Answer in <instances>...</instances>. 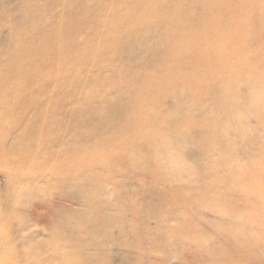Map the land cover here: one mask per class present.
Here are the masks:
<instances>
[{
  "label": "rangeland",
  "instance_id": "obj_1",
  "mask_svg": "<svg viewBox=\"0 0 264 264\" xmlns=\"http://www.w3.org/2000/svg\"><path fill=\"white\" fill-rule=\"evenodd\" d=\"M113 1L0 0L1 70L11 66L22 43L43 48V56L49 52L43 45L37 46L39 40L48 37L33 33L37 19L43 16L56 26L63 11L80 21H114L118 13L105 11ZM183 4L174 22L169 23L170 16L159 11L160 18L152 17L148 25L127 32L120 44L101 49L100 62H86L87 69L73 85L65 80L76 70L75 63H79L76 60L81 52L76 43L85 46L92 40L93 28L77 30L69 36V42L53 41L54 47L67 49V59L61 60L60 67L53 66L58 70L36 75L30 87L24 86L26 95L33 96L32 101L27 104V96L17 101L4 95L7 97L0 104V154L20 163L18 168H12L0 161V264H264L262 222L255 226L259 247L225 242L222 244L226 250L216 261L209 252V239L198 247L184 242L178 233L184 203L183 194L177 191L180 182L165 180L167 186L164 181L159 182L154 153L163 142L183 154L195 173V179L190 181L206 193L214 187L222 188L228 179L218 160L220 155L236 159L235 164L243 170L245 165L258 161L264 140V118L256 113L248 119L249 135L235 137L241 127L237 123L245 120L244 111H240L253 101L252 90L257 89L260 80L254 77L264 73L262 37L252 43L259 49L251 67L252 78L239 76L229 85L236 94L240 122L226 116L219 84H210L201 101L184 103L190 95L175 84L160 87L153 83L152 78L168 75L164 62L171 58L173 43L192 39L197 23L204 21V1L184 0ZM167 7L170 9V4ZM250 24L258 27L260 23L254 20ZM201 39H192L187 45L181 74L189 64L202 58V51L211 44L212 33L207 30ZM232 55L236 56V52ZM203 64L199 71L208 72L205 76L215 73L216 63ZM3 87L0 84V90ZM148 90L162 96L154 95L152 101L142 103L144 116L132 121L133 97ZM86 92L92 95L90 99ZM206 119L214 125L227 123L226 127L219 126L216 139L211 140H215L212 147L206 144L211 126L201 124ZM143 122L146 130L156 132L155 139L148 136L149 141L143 134L137 135L135 129L139 126L143 130ZM124 128L127 132H121ZM257 184L264 187V180ZM91 189L101 198L92 197ZM188 190L189 201H202L190 187ZM241 195L240 190L229 197L235 209L243 211L248 201ZM252 204L253 209L246 211L252 216L254 212L264 215L263 208ZM227 214L202 211L201 217L214 230L230 220V213ZM102 216L116 217V223L93 226ZM132 219L134 224L135 219L140 220L136 230L125 225ZM242 224L243 230L248 231L249 225Z\"/></svg>",
  "mask_w": 264,
  "mask_h": 264
},
{
  "label": "bare ground",
  "instance_id": "obj_2",
  "mask_svg": "<svg viewBox=\"0 0 264 264\" xmlns=\"http://www.w3.org/2000/svg\"><path fill=\"white\" fill-rule=\"evenodd\" d=\"M64 1L68 0H62V2ZM202 1H204V7L202 8L205 10L204 21L197 23V31L191 36V38L194 40L201 39L204 37L205 32L209 30L213 37L210 46L206 45L202 51V58L189 64L184 69L185 73L181 74L180 66L182 64V58L188 53L187 45L193 40L190 38L185 41L183 40L182 42L176 40L173 43L174 51L171 54V58L164 62L168 69V75L161 78H152L154 80L153 83L160 87L175 84L179 90L190 95L187 100L183 101L184 103L201 101L202 96L208 91L207 87L210 84H219L223 92L219 95V98L224 104V112L226 113V116L228 114L232 117L233 121L240 122L239 113L243 111V114L245 113V120L237 123V125L241 127L238 126V133L235 135L237 139H241L243 136L249 135V116H255L256 113L257 117H260L262 120L264 118V73H260L254 77L255 80H260L257 82V89L252 90V94H254L253 101L246 105L239 113L236 112V109L238 108L236 99H234L236 94L232 92L229 85H232L233 82L239 80V76H248L250 78V75H252L251 67L254 66L255 59L259 55V49L254 48L252 43L257 37H262L264 42V0ZM183 3L184 0H114L110 5L111 7L105 9V11H115V13H118V17L114 21H107L103 18H82L80 21L78 17L61 11L60 24L53 26L42 16V18H39V20L37 19L34 22L32 31L37 35L44 34L46 37L48 36L44 41L39 40V45L37 46L40 47L43 45L49 50V52L43 56V53L45 52L42 50L43 48L28 46L22 43V46L16 55V59L14 58L15 60L6 71L1 70L3 69V65L0 63V84L1 87L4 86L2 90H0V104L3 102L2 99L7 97L4 96L5 94L10 95V98L8 99H11L12 97L17 101L25 99L27 95L23 90L24 86L30 87L33 84L32 78L34 76H41L43 75L42 73L59 69L56 67H60V64L62 63L61 60L67 59V49L64 51V48L54 47L53 41L69 42V36H74L77 30L85 27L93 28L94 37L92 40L87 41L85 46L76 43L81 52L76 60V62L79 63H75L76 70L72 71L70 78L65 80L69 85H73L78 82L76 79H80L83 71L85 72L87 69L88 61L100 62L99 54L101 49H104L111 44H120L122 37L127 32L138 31L141 27L148 25L152 17L157 16L160 18V15L158 14L159 11H163L170 16L171 20L169 23L174 22L176 20V13L185 5ZM169 4L170 9L167 7ZM171 4H176V7H171ZM85 16L86 13L84 17ZM254 20L259 21L260 24L258 27H253L252 24H250V22ZM64 34H67V38L64 37ZM233 51L236 52V56L232 55ZM203 62H207L209 66H213L211 63H216L217 68L216 70H213L215 72L213 75L210 74L205 76L208 72L204 73V70L199 71L201 70L200 66L204 67ZM85 63L86 65H84ZM239 63H241V66ZM55 65L56 67H53ZM41 66L43 67V71H41ZM62 70L63 69L61 68V71ZM66 75L67 72L65 73V76ZM11 89L13 90L11 91ZM87 94L89 97L88 99H90L92 95L86 92V95ZM140 94L141 95L133 97V105L135 108L131 118L132 121H137L141 116H144L143 107L141 106L142 103L147 104L148 101H152L154 95L162 96L154 90H148ZM27 97L28 98L26 99L29 101L26 103L28 104L32 101L33 96L28 95ZM257 111H260L259 115L257 114ZM186 122L189 123V121ZM135 123L134 126H137ZM212 123L213 122L208 119L201 122L204 126H211L210 128L208 127L210 136L208 142L206 141V144L209 147L214 145L215 140L213 142L211 140L216 139L215 135L216 131H219V126L223 128L224 125L225 127L227 125L225 122L216 125ZM142 125H144L143 130L139 126H137L138 129L134 128L138 131L137 135L141 133L146 139L148 136L155 139L157 136L156 132L152 131L150 128L146 130L144 122ZM125 130L126 128L122 129L121 132ZM125 132H127V130ZM260 144L262 147L260 153L262 154L258 156V161L245 165L243 170L235 164L236 159L231 160V158L226 155L219 156L218 160H220V165L224 168L223 172L228 174V179L222 188H219L218 186L209 191L211 192V195H207L209 192L205 193L204 189L202 190L201 187L199 189V185L195 187L193 185L194 182L190 181V179H195V173L191 170L193 168H190L187 164L183 154L176 150L177 147L164 142L157 145L159 149L158 152L156 151L154 153V160L158 161L159 168H157L156 171L160 176L159 182L164 181V185L167 186V181L165 180H168L171 183L178 180L181 185L180 187H177V191L183 194L182 198L184 200L182 205L183 211H180L182 214L181 222L178 225L179 236L182 237L184 242L192 243L196 247L200 245L202 246V244L205 243L204 240L209 239V242L211 241L212 244L209 252L212 259L215 261L218 258H221L223 252L226 250L225 245L222 243L226 242L228 244L240 245L246 248H257L260 246L255 226L260 222H262V226H264V215L258 216V214L254 212V216H252L253 213L246 211L247 209H253L252 207L250 208V204L252 203H254L252 204L253 206L256 207L259 205L258 207H260V209L263 208L264 210V205L262 203L264 199V187L260 186L261 184H257L258 180H264V140L261 141ZM13 158L15 157L13 156ZM0 161L4 165L12 168H18L20 163L19 161L12 159V157L2 158L1 154ZM223 162H225L224 165ZM217 163L219 162L217 161ZM22 165L23 163H21V166ZM55 171L56 170L54 169V172ZM229 176H231L232 179L229 180ZM180 179H186L187 181L183 182L184 180ZM244 182L247 183L243 185ZM86 183L87 185L89 184L88 181H86ZM189 187L192 189L193 193L202 197V201L199 203H196L194 200L189 201V199H191V192L188 190ZM240 190L242 191L241 197L248 201V204L243 211L236 210V205L233 202V199L230 198L234 193L239 192ZM215 194L217 197H215ZM90 195L92 197L96 195L99 198L102 196L93 190ZM222 197L224 198L222 199ZM131 206L133 209V203ZM202 211L220 212L225 216H227V212H229L230 220L225 221L223 226L211 230L208 228L207 222L204 218L202 219L201 217ZM102 217L103 219L98 218L95 220L93 226H99L101 223L105 224L106 222H111V224L116 223V217ZM139 221V219H135L136 224H134L132 219L127 221L125 225L131 230H136ZM242 223L249 225L248 231L243 230L245 225ZM121 225L125 228L123 224ZM140 231L141 230H139V232Z\"/></svg>",
  "mask_w": 264,
  "mask_h": 264
}]
</instances>
